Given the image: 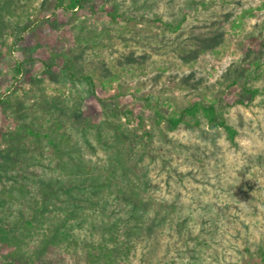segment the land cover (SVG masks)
Wrapping results in <instances>:
<instances>
[{"label":"rangeland","instance_id":"1","mask_svg":"<svg viewBox=\"0 0 264 264\" xmlns=\"http://www.w3.org/2000/svg\"><path fill=\"white\" fill-rule=\"evenodd\" d=\"M68 1L0 0V98L9 101L0 106V144L9 146L8 136L17 152L33 146L54 165L76 164L67 153L76 147L100 174L116 154L96 129L121 124L107 140L129 138L135 157L126 163L139 162L149 218H162L145 229L129 263L245 264L247 248L264 239V91L252 98L243 90L264 89V0H86L66 9ZM68 66L107 90H91ZM196 100L216 104L238 130L236 143L204 116L199 127L157 123L158 109L167 115ZM60 122L63 156L26 134L27 125L52 133ZM9 166L0 164V230L8 238L22 230L2 203ZM121 198L107 197L108 213H121ZM73 242L65 264L74 263ZM37 247L30 239L19 250L0 237V264H28Z\"/></svg>","mask_w":264,"mask_h":264},{"label":"trees","instance_id":"2","mask_svg":"<svg viewBox=\"0 0 264 264\" xmlns=\"http://www.w3.org/2000/svg\"><path fill=\"white\" fill-rule=\"evenodd\" d=\"M85 1L69 0L65 7L66 9L83 7ZM106 11L113 16L110 9ZM180 25L181 22H178L174 29H178ZM25 28L28 29L29 25ZM68 69L73 78L80 77L87 80L91 90H96L98 85L107 90L102 83H96L93 77L86 74L78 75L71 66H68ZM15 71L17 78L22 73V64L18 65ZM16 85L17 88L20 87L19 82ZM243 90L252 98L264 91L260 87L251 86H245ZM7 99L8 97L1 96L0 106L8 103ZM156 113L157 123H164L169 130H176L182 124L187 127H199L201 125L200 116H204L213 127H223L230 141L236 143L238 130L227 121L223 112L218 110L216 104L212 102L207 104L204 100H196L167 115L159 109ZM113 115L114 118H121L117 112ZM112 125L111 121L108 126L96 129L98 141L116 154L110 156L113 161L111 164H106L100 174L90 173L87 164H84L82 151L76 147L67 151L77 159V163L71 166L65 163L54 165L51 164L52 162L43 164L47 156L34 151L33 146L17 152L15 147L12 145L10 147L8 136L6 140L9 146L4 143L0 144V147L3 146L0 152H4L0 164H9V169H13L9 183L4 189L7 201L2 199V203L10 209L11 216L13 213L17 214V220L13 223L22 227L20 233H13L10 238L7 237V231L0 230V234L3 233L0 237H3L7 243L15 244L19 250H21L22 243H27L30 239L39 241V247L34 249L36 258L27 261L28 264L38 261L37 264L44 262L65 264V254L70 253L72 240H74V249L70 255L74 260L72 264H130L131 254L138 240L146 232L145 229L162 224V218L155 216L154 223L149 218L151 208L148 206L147 198L143 195L147 186L144 184L146 180L138 173L139 162L126 163L127 158L133 160L135 157L128 143L129 138L125 135L122 136L123 140H117V142L107 140L108 136L110 138L114 135L110 133L115 128L121 129L122 126L120 124L114 128ZM62 126L64 123L60 122L56 127L57 130L44 133L33 125H27L26 134L32 135L31 143L34 145L42 143L41 140L44 138L47 139L48 143L55 148L56 154L63 156L64 150L59 144L62 141H57L55 138V133ZM147 134L152 136L150 132ZM10 135L12 138V133ZM61 140L70 144L71 137L62 135ZM118 178L124 185L114 181ZM113 194L116 198L120 194L122 196L120 201L123 206L120 214L108 213L109 200L107 197ZM13 207L14 210H11ZM89 208L93 210L88 212ZM147 221H150L149 226L146 224ZM88 228L98 229L100 235H94L95 237L91 239ZM253 246L247 248L250 253L245 264H264V239ZM56 248L64 250L53 258L50 255H53ZM24 257L26 258V255Z\"/></svg>","mask_w":264,"mask_h":264}]
</instances>
